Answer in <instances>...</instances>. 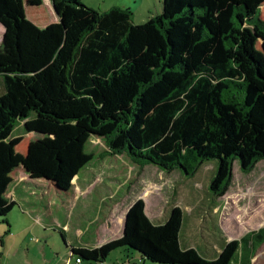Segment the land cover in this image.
<instances>
[{"label":"trees","instance_id":"trees-1","mask_svg":"<svg viewBox=\"0 0 264 264\" xmlns=\"http://www.w3.org/2000/svg\"><path fill=\"white\" fill-rule=\"evenodd\" d=\"M42 3L0 0V26L17 56L14 71L0 73V178L25 165L66 192L92 159L85 145L100 138L101 158L125 155L140 169L188 176L216 159L208 190L221 198L235 161L250 173L264 160V57L244 42L248 29L264 41L256 0H161V12L137 25L128 9L50 0L58 22L39 30L26 8ZM20 123L34 135L26 157L13 137ZM15 205H0V217ZM182 219L173 207L154 225L138 199L119 238L70 254L80 264H102L116 251L129 263L251 264L264 242L263 226L209 261L181 248Z\"/></svg>","mask_w":264,"mask_h":264},{"label":"rangeland","instance_id":"rangeland-1","mask_svg":"<svg viewBox=\"0 0 264 264\" xmlns=\"http://www.w3.org/2000/svg\"><path fill=\"white\" fill-rule=\"evenodd\" d=\"M78 1L98 12L112 7L128 9L136 25L161 12V0ZM256 1L264 20V0ZM26 16L29 24L39 30L52 25L55 19L44 1L41 7H27ZM24 41L26 44L28 39L24 37ZM244 42L264 57V41L252 29H248ZM15 50L0 26V73L14 71ZM13 137L22 139L16 152L26 157L34 135L26 134L20 123ZM100 140H89L85 145L92 159L66 192L25 165L0 178V205L17 204L6 217H0V264H80L69 254L66 242L77 246L96 234H106L107 242L115 239L124 214L138 199L144 201L152 220L162 214L156 225L166 222L173 207L180 208L185 216L183 234L187 235L182 248L195 249L209 261L218 257L226 239L239 238L264 225V160L250 173L240 171L235 161L226 195L215 198L208 186L217 169L216 159L204 162L188 176L151 166L140 169L125 155L101 158L105 147ZM218 200L220 204H215ZM258 254L257 264H264V247ZM107 262L129 264L120 251L111 254ZM131 264L140 263L135 260Z\"/></svg>","mask_w":264,"mask_h":264},{"label":"crops","instance_id":"crops-1","mask_svg":"<svg viewBox=\"0 0 264 264\" xmlns=\"http://www.w3.org/2000/svg\"><path fill=\"white\" fill-rule=\"evenodd\" d=\"M44 1V3H46L48 6H50L51 7V3H50V0H43ZM43 4V3H42ZM42 6V5H41ZM40 6V7H41ZM51 10H52V7H51ZM157 11V13H158V9L156 10ZM52 12H53V10H52ZM53 14H54V12H53ZM27 17V16H26ZM56 22H58V20H57V17H56V15H55V19H54V21H53V23H56ZM0 91H1V93H2V85H1V81H0ZM148 167H150V166H146V167H144L143 169H145V168H148ZM151 167H154V166H151ZM154 168H156V167H154ZM157 169V168H156ZM173 172V171H172ZM219 201V200H218ZM218 201H216L215 202V204L216 203H218V204H220V201L218 202ZM215 204H214V207H215ZM17 205V204H16ZM220 208V207H219ZM214 211L215 212H217L218 210L217 209H214ZM145 212H146V215L148 216V218L150 219V221L154 224V225H156L157 223H156V221H158L159 220V218L161 217V215L159 216V218L158 219H154V220H152L151 218H150V216L148 215V212H147V208H146V204H145ZM182 214H183V212H182ZM255 215L254 216H256V214L257 213H254ZM125 215V214H124ZM261 217H263V216H261ZM123 219H124V216H123ZM123 219H122V222H121V225H120V230L118 231V233L114 236V238L116 239V238H119L120 236H121V234H122V229H123ZM184 224H185V216H184V214H183V219H182V227H181V231H180V234H179V242H180V246H181V248H182V244H184L186 241H187V235H184L183 234V226H184ZM264 226V225H263ZM263 226H261L260 228H262ZM260 228H258V229H260ZM258 229H256V230H251V231H248V232H252V231H257ZM248 232H246V233H248ZM246 233H243V234H241V236L239 237V238H241L243 235H245ZM107 235L105 234L103 237L101 236V237H99L97 234H96V236H94V235H92L91 236V238H90V240L88 241V240H85L84 242H82V243H77V246H74V245H72L71 243L68 245L67 244V242H66V248H68V252H69V254H70V249H72V248H85V249H94V248H97V247H99V246H101L102 244H104V243H106L107 242V240H105L107 237H106ZM239 238H232V239H226L225 240V242H224V244L226 243V242H228V241H231V240H238ZM66 239V238H65ZM64 239V242L65 241H67V239L65 240ZM261 247H264V242L257 248V250H256V252H255V254H254V256L252 257V259H251V264H257V260H258V258H259V250L261 249ZM183 249V248H182ZM187 249V248H186ZM122 254H124L122 251H120ZM71 255V254H70ZM125 256V255H124ZM126 257V259H127V263H129L128 262V258H127V256H125ZM131 262L129 263V264H131L133 261L135 262V260H130ZM105 262H107V260H105ZM107 263H111V262H107ZM112 264V263H111Z\"/></svg>","mask_w":264,"mask_h":264},{"label":"built area","instance_id":"built-area-1","mask_svg":"<svg viewBox=\"0 0 264 264\" xmlns=\"http://www.w3.org/2000/svg\"><path fill=\"white\" fill-rule=\"evenodd\" d=\"M75 262H76V263H79V260H78V259H75ZM102 264H111V263L104 262V263H102Z\"/></svg>","mask_w":264,"mask_h":264},{"label":"water","instance_id":"water-1","mask_svg":"<svg viewBox=\"0 0 264 264\" xmlns=\"http://www.w3.org/2000/svg\"><path fill=\"white\" fill-rule=\"evenodd\" d=\"M54 15H55V13H54Z\"/></svg>","mask_w":264,"mask_h":264}]
</instances>
